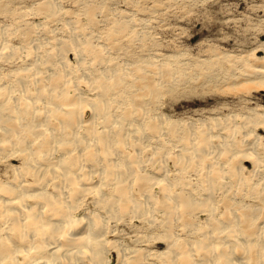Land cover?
<instances>
[{
    "label": "bare ground",
    "instance_id": "obj_1",
    "mask_svg": "<svg viewBox=\"0 0 264 264\" xmlns=\"http://www.w3.org/2000/svg\"><path fill=\"white\" fill-rule=\"evenodd\" d=\"M58 1L1 30L0 264H264V98L214 116L215 133L176 123L161 92L181 66L143 44L126 58L147 31L136 9L93 41L59 26ZM245 70L246 93L264 92V63Z\"/></svg>",
    "mask_w": 264,
    "mask_h": 264
},
{
    "label": "rangeland",
    "instance_id": "obj_2",
    "mask_svg": "<svg viewBox=\"0 0 264 264\" xmlns=\"http://www.w3.org/2000/svg\"><path fill=\"white\" fill-rule=\"evenodd\" d=\"M39 1L42 0H0V12H3L0 13V26H3L0 27V36L2 28L11 24L13 20L11 17L16 20L20 15L24 16L22 19L29 17L28 14L34 11L32 9ZM58 3L66 11L63 13L59 26L67 25L69 20L73 19L72 21H76L74 24L79 28V37L93 34V41L98 36L105 37L109 31L111 32L112 21L118 20L123 15V11L133 13L135 11L133 9H136L137 17L143 19L142 25L147 26L145 29L147 31L143 40L132 34L130 38H134L133 41L128 38L127 43L123 44L125 48L134 51L130 52L132 55L128 53L126 58L130 62L141 58L139 46L143 44L147 49L146 52L159 49V52L164 54L160 59L170 63L171 68L181 66L175 85L167 87L168 91L163 89L161 92L160 111L172 120H177L176 123L186 126L187 123H192L196 126L207 121L211 122L210 125L213 126L214 132L217 130L214 126V116L226 118L228 115H235L239 122V116L263 104V91L257 93L253 90L250 94L246 93L251 84H248L249 80H246L248 78L246 72L249 69H245L253 64L259 67L264 63V0H59ZM32 21L35 24L40 22L34 18ZM56 26V24L49 25L51 28ZM69 26L65 31L62 30V34L64 33L62 36H70ZM52 35L60 36L59 34ZM13 38L14 45L24 46L21 45L24 41L19 34ZM132 42L135 44L133 45ZM132 45L130 49L129 46ZM135 55L136 58L132 60ZM74 57L73 53L68 57L70 64H73L70 67L73 66L72 69L77 70L78 64ZM151 59L146 58L147 61ZM236 62L238 64H235ZM75 70L73 71L76 72ZM165 127L168 126L165 125ZM184 130L186 131L185 128ZM260 134L264 135V131L261 130ZM213 144L218 145V140L213 139ZM260 149L264 151V148ZM18 163L19 161L13 162V164ZM243 165L246 167L243 170L245 180L249 179V183L254 180V183L256 178L253 179L251 177L253 172L250 173V170L254 168L253 164L247 162ZM0 169H3V166H0ZM247 175H250L249 178ZM249 196L246 195L244 203L255 204ZM263 207L264 204L261 216ZM124 242L133 245L129 240L125 239ZM115 262L116 259H113V264Z\"/></svg>",
    "mask_w": 264,
    "mask_h": 264
}]
</instances>
